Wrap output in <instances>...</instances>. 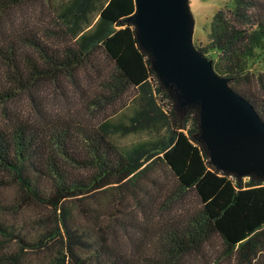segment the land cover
<instances>
[{
	"label": "trees",
	"instance_id": "obj_1",
	"mask_svg": "<svg viewBox=\"0 0 264 264\" xmlns=\"http://www.w3.org/2000/svg\"><path fill=\"white\" fill-rule=\"evenodd\" d=\"M36 1L0 0V187L17 188L11 213H44L33 237L0 219V264L43 252L46 264H264V178L209 164L196 107L177 105L124 21L133 0H56L41 31L12 20ZM206 36L194 50L264 126V0H227ZM81 77L94 88L88 106L109 115L87 126L47 116L40 90L80 92ZM21 96L32 118L14 106ZM114 136L142 138L116 147ZM111 189L123 247L85 202ZM12 205L0 199V212Z\"/></svg>",
	"mask_w": 264,
	"mask_h": 264
},
{
	"label": "water",
	"instance_id": "obj_2",
	"mask_svg": "<svg viewBox=\"0 0 264 264\" xmlns=\"http://www.w3.org/2000/svg\"><path fill=\"white\" fill-rule=\"evenodd\" d=\"M163 88L179 107L195 106L198 141L217 171L236 178H264V126L251 106L211 69L191 44L187 0H133L125 20Z\"/></svg>",
	"mask_w": 264,
	"mask_h": 264
},
{
	"label": "rangeland",
	"instance_id": "obj_3",
	"mask_svg": "<svg viewBox=\"0 0 264 264\" xmlns=\"http://www.w3.org/2000/svg\"><path fill=\"white\" fill-rule=\"evenodd\" d=\"M227 0H187V6L189 13L192 16L193 27L191 33V44L193 46H204L207 43V27L211 17L214 12L221 8ZM32 5H26L15 9L11 13L12 20L23 22L26 26H32L38 31H41L49 21L51 7L48 4H58V1L52 3L46 2L44 0H39L33 3ZM208 57H213L212 53H208ZM248 70L250 72H257L260 66L253 62L248 63ZM81 91H77L66 87L65 93L61 95L57 90L52 86L43 87L40 90V103L44 108L47 116L58 118H65L70 123L79 124L82 126H87L93 124L97 121L103 120L109 115L111 110L108 108L103 112H100L93 107L88 106L89 98L92 96V90L94 88L88 84V82L81 77L80 78ZM133 92H130L127 95L126 100H129ZM126 104H129L126 102ZM17 111L22 115H31L30 106L25 101L24 97L21 96L14 103ZM130 107V105H128ZM128 107V108H129ZM129 112L124 111V114L127 115ZM30 118H32L30 116ZM122 119V118H121ZM142 138V136H114L110 141L116 147L126 146L127 144L136 141L137 139ZM108 194L115 195V190L111 189L100 195L95 199L86 200L87 206L91 210H95L101 220L102 225L108 234L114 233V239L110 235L109 238L116 241L117 245L120 247L125 246V241L123 237L124 229L128 230L124 223H119L122 217L118 214L120 207L116 206L113 196H108ZM18 195L17 188L13 183L8 182L5 187H0V199L6 203L11 204L15 201L16 196ZM125 197L124 201H126ZM11 208H5L4 211L0 212V219H3L7 225H10L14 230L20 233H26L28 237H33L38 231L35 228V220L44 213L39 211L35 207L23 208L16 213H11ZM157 214V209L155 206L148 207V215L150 217ZM150 224V223H149ZM124 229H123V228ZM215 245V244H214ZM217 246H214L216 249ZM15 247L13 244L9 245V250H13ZM217 250V249H216ZM218 251V250H217ZM217 254L213 251H208V256L210 259H213ZM46 253L40 254H30L26 256L23 264H46L48 257ZM223 264V263H218Z\"/></svg>",
	"mask_w": 264,
	"mask_h": 264
}]
</instances>
